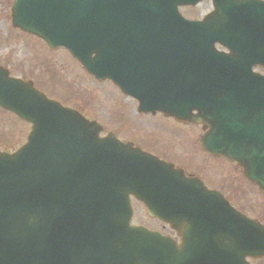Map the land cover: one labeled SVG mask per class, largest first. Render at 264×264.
<instances>
[{"label":"water","instance_id":"obj_1","mask_svg":"<svg viewBox=\"0 0 264 264\" xmlns=\"http://www.w3.org/2000/svg\"><path fill=\"white\" fill-rule=\"evenodd\" d=\"M201 0H14L11 23L65 47L97 79L138 101L208 128L201 146L236 162L264 192V2L211 0L202 21L178 6ZM215 43L228 52L219 51ZM0 106L30 123L27 141L0 152V264H250L264 257V225L221 203L220 254L176 249L130 225L129 195L172 226L210 202L180 169L113 134L0 67ZM199 192L200 195L195 193Z\"/></svg>","mask_w":264,"mask_h":264},{"label":"rangeland","instance_id":"obj_2","mask_svg":"<svg viewBox=\"0 0 264 264\" xmlns=\"http://www.w3.org/2000/svg\"><path fill=\"white\" fill-rule=\"evenodd\" d=\"M11 4L12 0H0V63L12 75L31 79L38 90L64 106L81 109L86 118L97 120L105 126L104 132L112 130L120 140L140 139L156 150H163L159 141L178 140L179 146H185L186 142L188 150L193 148L191 141L199 133L195 125L177 122L160 113H137L135 101L123 95L110 81L95 80L66 50H51L37 38L14 29L10 24ZM210 8V2L205 0L196 7H184L181 12L197 15ZM254 69L264 74V68ZM26 132L22 121L0 109V150L19 147ZM234 171L232 167L226 168V174L232 179ZM216 172L215 168L205 169L203 178L207 186H212ZM237 179L241 188V209L252 217L264 218V195ZM145 221L153 223L147 218L145 208L135 202L131 222L143 224ZM251 263L264 264V261L251 260Z\"/></svg>","mask_w":264,"mask_h":264},{"label":"flooded vegetation","instance_id":"obj_3","mask_svg":"<svg viewBox=\"0 0 264 264\" xmlns=\"http://www.w3.org/2000/svg\"><path fill=\"white\" fill-rule=\"evenodd\" d=\"M203 15L194 14L188 18L200 19ZM191 142L193 148L190 150L187 149L186 142L185 146H179L178 140L159 141L158 145L163 150H156L146 142L141 143L139 146L144 150L158 154L159 157L167 161L173 162L176 166L181 167L186 175L198 177L208 189L217 190L233 207L239 209L241 188L238 186L237 177L244 180L240 168L220 156L207 154L199 146L198 140H192ZM177 154H180V156ZM208 167L215 168L217 171V176L213 177V182H211L212 186H207L203 178L205 177V169ZM231 167L233 171L235 170L233 179L226 174V168L231 169ZM195 194L200 195L199 192ZM209 202L210 200L194 199L193 214L187 216L176 227H171L168 223L152 217L149 219L153 220V223L146 222L145 225L163 235L170 236L178 248L183 246L190 253H193L192 258L194 261L202 262L205 254L215 255L218 250L220 251L222 244L223 200H214L213 204L218 205L214 209L206 208L205 204ZM260 221L264 220L261 219Z\"/></svg>","mask_w":264,"mask_h":264}]
</instances>
